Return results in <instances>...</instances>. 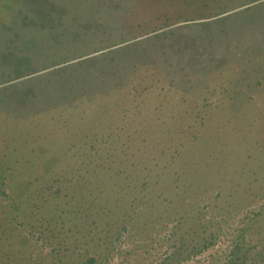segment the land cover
Wrapping results in <instances>:
<instances>
[{
    "label": "rangeland",
    "instance_id": "obj_1",
    "mask_svg": "<svg viewBox=\"0 0 264 264\" xmlns=\"http://www.w3.org/2000/svg\"><path fill=\"white\" fill-rule=\"evenodd\" d=\"M220 237L264 264V0H35V264ZM0 264H33V0H0Z\"/></svg>",
    "mask_w": 264,
    "mask_h": 264
},
{
    "label": "built area",
    "instance_id": "obj_2",
    "mask_svg": "<svg viewBox=\"0 0 264 264\" xmlns=\"http://www.w3.org/2000/svg\"><path fill=\"white\" fill-rule=\"evenodd\" d=\"M235 240L233 237H220L215 241V245L213 246V250L220 251L222 254V259L220 260L221 264H229L232 253L235 249ZM201 254V253H200ZM191 255V257H187L182 263L183 264H213L210 263L208 257L205 254L201 255Z\"/></svg>",
    "mask_w": 264,
    "mask_h": 264
},
{
    "label": "trees",
    "instance_id": "obj_3",
    "mask_svg": "<svg viewBox=\"0 0 264 264\" xmlns=\"http://www.w3.org/2000/svg\"><path fill=\"white\" fill-rule=\"evenodd\" d=\"M5 194V193H4Z\"/></svg>",
    "mask_w": 264,
    "mask_h": 264
}]
</instances>
